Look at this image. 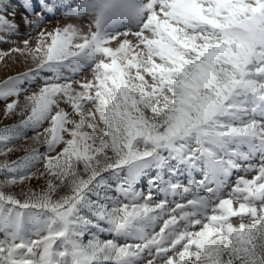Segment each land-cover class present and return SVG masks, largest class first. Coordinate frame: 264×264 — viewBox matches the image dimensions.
<instances>
[{
    "label": "snow or ice",
    "instance_id": "1",
    "mask_svg": "<svg viewBox=\"0 0 264 264\" xmlns=\"http://www.w3.org/2000/svg\"><path fill=\"white\" fill-rule=\"evenodd\" d=\"M3 44L0 264H264V0H0Z\"/></svg>",
    "mask_w": 264,
    "mask_h": 264
},
{
    "label": "rangeland",
    "instance_id": "2",
    "mask_svg": "<svg viewBox=\"0 0 264 264\" xmlns=\"http://www.w3.org/2000/svg\"><path fill=\"white\" fill-rule=\"evenodd\" d=\"M58 2H63L67 3L68 0H58ZM17 3H22V0H17ZM12 8L15 9L16 11V20L19 21L22 15V9L16 7V4L14 3L12 5ZM11 11V9H10ZM49 23H46L45 27L47 30H52L56 26H64L68 23H73V24H83L84 26L87 25L88 21L87 20H77L75 18H65L61 12H57L55 16H50L49 17ZM21 33L25 31L24 27L21 26L20 29ZM20 39H23V36L20 37ZM35 37H33L32 42L35 43ZM115 46V45H113ZM9 45L3 44L0 45V49L7 50ZM32 66L29 61H25L23 58H16L13 56L11 59H8L7 62L0 61V80L5 79L9 75H15L19 72L26 71L28 67ZM87 78H91V73H86L85 74ZM38 89L32 88L30 89L31 91H37ZM30 94V93H29ZM21 101H23V96L21 97ZM4 104L3 102H0V113L3 111ZM20 117H13L12 119H4L2 115H0V128L6 126V125H12L15 123L19 122ZM27 139H20L14 142V144L10 145V147H14L16 149L15 152L11 153L9 158L10 159H17L23 155H25V148L31 149V148H38L42 153L45 151V146L43 143L37 144L33 141L32 137L35 135V132L33 131H28L26 133ZM41 140H43V137H41ZM54 154V153H53ZM3 157H0V160H2ZM38 172L43 171V166L42 164L38 166ZM33 185L36 184L35 181L32 182ZM40 183H43L41 181ZM146 183V181H145ZM235 225L238 226L240 223L238 218H233ZM247 223V221H244Z\"/></svg>",
    "mask_w": 264,
    "mask_h": 264
}]
</instances>
